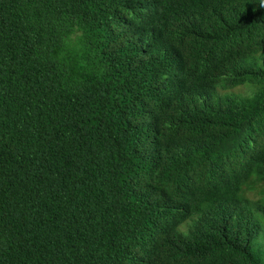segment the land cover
Wrapping results in <instances>:
<instances>
[{
    "label": "trees",
    "instance_id": "16d2710c",
    "mask_svg": "<svg viewBox=\"0 0 264 264\" xmlns=\"http://www.w3.org/2000/svg\"><path fill=\"white\" fill-rule=\"evenodd\" d=\"M263 222L260 0H0V264H264Z\"/></svg>",
    "mask_w": 264,
    "mask_h": 264
},
{
    "label": "rangeland",
    "instance_id": "374dc122",
    "mask_svg": "<svg viewBox=\"0 0 264 264\" xmlns=\"http://www.w3.org/2000/svg\"><path fill=\"white\" fill-rule=\"evenodd\" d=\"M245 91L246 90L244 88H238L234 90V92L238 94H245ZM262 225H263V228L261 229V232L258 238L254 242L252 249L255 252L261 253V255L264 256V222L262 223Z\"/></svg>",
    "mask_w": 264,
    "mask_h": 264
},
{
    "label": "clouds",
    "instance_id": "9594fccd",
    "mask_svg": "<svg viewBox=\"0 0 264 264\" xmlns=\"http://www.w3.org/2000/svg\"><path fill=\"white\" fill-rule=\"evenodd\" d=\"M260 7L264 8V0H260Z\"/></svg>",
    "mask_w": 264,
    "mask_h": 264
}]
</instances>
